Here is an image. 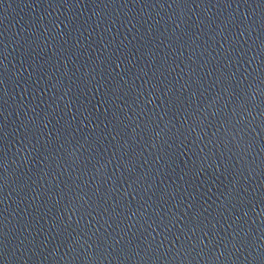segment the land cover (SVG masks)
Masks as SVG:
<instances>
[{
  "label": "water",
  "instance_id": "95a60500",
  "mask_svg": "<svg viewBox=\"0 0 264 264\" xmlns=\"http://www.w3.org/2000/svg\"><path fill=\"white\" fill-rule=\"evenodd\" d=\"M0 264H264V0H0Z\"/></svg>",
  "mask_w": 264,
  "mask_h": 264
}]
</instances>
